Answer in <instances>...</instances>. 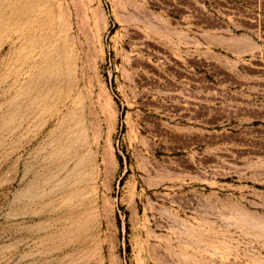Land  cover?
<instances>
[{
    "label": "rangeland",
    "instance_id": "1",
    "mask_svg": "<svg viewBox=\"0 0 264 264\" xmlns=\"http://www.w3.org/2000/svg\"><path fill=\"white\" fill-rule=\"evenodd\" d=\"M0 264H264V0H0Z\"/></svg>",
    "mask_w": 264,
    "mask_h": 264
},
{
    "label": "bare ground",
    "instance_id": "2",
    "mask_svg": "<svg viewBox=\"0 0 264 264\" xmlns=\"http://www.w3.org/2000/svg\"><path fill=\"white\" fill-rule=\"evenodd\" d=\"M31 190H32V188H31Z\"/></svg>",
    "mask_w": 264,
    "mask_h": 264
}]
</instances>
